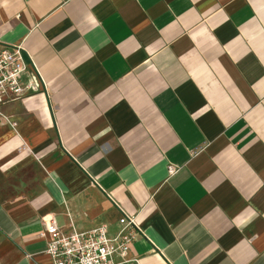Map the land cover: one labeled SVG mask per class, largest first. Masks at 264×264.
I'll return each mask as SVG.
<instances>
[{"label": "crops", "instance_id": "0c3cea01", "mask_svg": "<svg viewBox=\"0 0 264 264\" xmlns=\"http://www.w3.org/2000/svg\"><path fill=\"white\" fill-rule=\"evenodd\" d=\"M22 44L0 264H52L51 218L130 217L127 264H264V0H0V47Z\"/></svg>", "mask_w": 264, "mask_h": 264}, {"label": "built area", "instance_id": "2783aa9c", "mask_svg": "<svg viewBox=\"0 0 264 264\" xmlns=\"http://www.w3.org/2000/svg\"><path fill=\"white\" fill-rule=\"evenodd\" d=\"M25 48L22 45L0 47V117L7 120L2 108L23 100L32 90L24 77L28 71ZM173 174L174 171L172 170ZM116 237L109 235L107 225L89 231L63 232L55 218L45 224L42 238L48 239L47 255L52 264H127V258L139 230L135 217L123 220ZM116 257L121 259L116 262Z\"/></svg>", "mask_w": 264, "mask_h": 264}]
</instances>
